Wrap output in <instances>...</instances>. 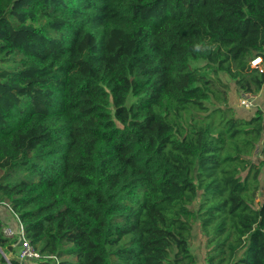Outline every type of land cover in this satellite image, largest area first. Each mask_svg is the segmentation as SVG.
I'll list each match as a JSON object with an SVG mask.
<instances>
[{
  "label": "trees",
  "instance_id": "16d2710c",
  "mask_svg": "<svg viewBox=\"0 0 264 264\" xmlns=\"http://www.w3.org/2000/svg\"><path fill=\"white\" fill-rule=\"evenodd\" d=\"M220 72L264 90V0H0V205L44 256L0 220V264H196V222L264 264V109Z\"/></svg>",
  "mask_w": 264,
  "mask_h": 264
},
{
  "label": "rangeland",
  "instance_id": "374dc122",
  "mask_svg": "<svg viewBox=\"0 0 264 264\" xmlns=\"http://www.w3.org/2000/svg\"><path fill=\"white\" fill-rule=\"evenodd\" d=\"M203 62L201 61H195V60H192L190 61V65L192 67H196V66H199L201 65ZM219 77L220 79L224 82V83H227L228 85V94H229V103L230 105L233 107L236 115L238 116H248L250 115L249 113H252L253 111H249V113H243V112H240V108H238L236 105H237V102L239 101V96H240V93L237 92L234 88V82L228 77L227 74L223 73V72H220L219 73ZM133 96L130 92V90H127V93L125 95V98H124V104L127 106L129 105L132 101H133ZM256 102V107H264V90H261L258 95H257V98L255 100ZM255 161H257L259 159V156H253L252 157ZM259 180H260V185H259V191L257 192V199L258 200H261L262 198H264V166L259 174ZM196 204H194L195 206ZM0 209H1V212H6V205H0ZM189 243H190V249L195 257V261H196V264H205L206 263V260H205V255L207 254L208 252V246L206 245V237L204 234H202V232L200 231V228H199V222H196L194 224V227H193V231H192V235H191V238L189 240ZM19 247L15 248L14 249V253H16L18 255L19 253ZM11 255L8 254V257H10Z\"/></svg>",
  "mask_w": 264,
  "mask_h": 264
},
{
  "label": "built area",
  "instance_id": "2783aa9c",
  "mask_svg": "<svg viewBox=\"0 0 264 264\" xmlns=\"http://www.w3.org/2000/svg\"><path fill=\"white\" fill-rule=\"evenodd\" d=\"M260 57H255L251 60L250 64L254 67H260ZM261 70V69H260ZM257 95L243 92L239 96V101L237 102V107L240 108V112L249 113V111H253L256 107ZM2 233L5 237L13 238L17 240V245L19 246L18 258L21 261H39L44 258V256L40 255L31 245L28 239L25 238L22 226L18 224L15 229H12L9 226L2 227ZM48 258H55V264H58V260L55 256L51 255ZM10 264V263H8Z\"/></svg>",
  "mask_w": 264,
  "mask_h": 264
},
{
  "label": "crops",
  "instance_id": "0c3cea01",
  "mask_svg": "<svg viewBox=\"0 0 264 264\" xmlns=\"http://www.w3.org/2000/svg\"><path fill=\"white\" fill-rule=\"evenodd\" d=\"M262 109H264V107H262ZM6 209H7L6 212H1L0 209V220L4 223V226H9L12 229H15L17 227V220H15V218L13 217V215L11 214V212L7 207Z\"/></svg>",
  "mask_w": 264,
  "mask_h": 264
},
{
  "label": "water",
  "instance_id": "95a60500",
  "mask_svg": "<svg viewBox=\"0 0 264 264\" xmlns=\"http://www.w3.org/2000/svg\"><path fill=\"white\" fill-rule=\"evenodd\" d=\"M4 255V254H3ZM5 256V255H4Z\"/></svg>",
  "mask_w": 264,
  "mask_h": 264
}]
</instances>
